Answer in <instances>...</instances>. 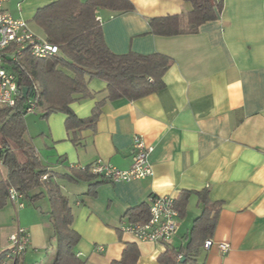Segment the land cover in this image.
<instances>
[{
	"label": "crops",
	"instance_id": "obj_1",
	"mask_svg": "<svg viewBox=\"0 0 264 264\" xmlns=\"http://www.w3.org/2000/svg\"><path fill=\"white\" fill-rule=\"evenodd\" d=\"M129 1L132 11L97 9L103 40L116 54L171 57L173 63L162 77L165 86L138 100L105 101L94 127L68 132L67 115L54 112L31 123L33 131L27 128L41 163L58 174L97 161L127 170L133 164L136 135L153 147L152 176L104 181L95 195L86 193L99 177L78 182L54 177L69 199L73 228L81 235L77 255L89 264H110L121 258L127 243H136L137 264H159L165 245L122 232L128 221L125 212L149 204L151 196L179 198L191 192L169 243L179 248L204 211L197 193L206 190L211 202L221 204L210 239L230 249L222 253L203 245L199 263L264 264V0H222L217 19L202 24L197 33L168 37L153 33L151 19L185 15L192 10L190 2ZM88 86L93 95L70 105L80 119L91 117L107 94L102 79H90ZM22 201L21 208L10 201L0 208V251L9 249L11 236L25 228L30 242L22 264H52L56 250L48 249L55 243L49 200Z\"/></svg>",
	"mask_w": 264,
	"mask_h": 264
},
{
	"label": "trees",
	"instance_id": "obj_2",
	"mask_svg": "<svg viewBox=\"0 0 264 264\" xmlns=\"http://www.w3.org/2000/svg\"><path fill=\"white\" fill-rule=\"evenodd\" d=\"M185 1L191 3L192 10L185 15L151 19L153 33L167 37L197 33L202 24L217 19L223 8L222 0ZM99 8L122 13L132 11L134 6L129 0H52L37 10L34 15L36 25L48 42L59 47V53L44 59L23 57L20 65L13 67L20 89L16 104L0 108V160L6 169L5 178L0 180V208L10 201V189L31 203L42 197L48 198L55 242L48 249L56 250L52 264H89L75 251L81 235L73 228L74 216L69 199L53 181L54 177L68 182L101 178L90 184L86 195H95L96 187L108 180L92 174L93 163L83 168L72 167L67 174L52 173L41 163L27 135L25 116L28 112L25 109L29 101H35L36 111L42 117L54 112L66 114L64 122L68 132L94 127L105 101L123 98L133 101L157 92L165 86L162 77L173 63L171 57L160 53H113L103 40L102 25L96 16ZM93 78L106 82L107 94L95 106L91 117L77 118L70 105L78 98L93 95L88 86ZM24 89H27L25 95ZM190 193L183 192L175 200L180 216L187 211ZM197 194L204 211L192 223L185 245L179 248L165 245L158 258L159 264H201L197 258L205 240L210 239L216 230L221 204L211 202L206 190ZM148 211L149 204L141 203L129 208L125 217L129 222L145 223L149 219ZM139 252L136 243H127L121 258L110 264H137ZM8 253V249L0 251V264H22V257L9 259L6 258Z\"/></svg>",
	"mask_w": 264,
	"mask_h": 264
},
{
	"label": "built area",
	"instance_id": "obj_3",
	"mask_svg": "<svg viewBox=\"0 0 264 264\" xmlns=\"http://www.w3.org/2000/svg\"><path fill=\"white\" fill-rule=\"evenodd\" d=\"M9 0H0V108L13 107L17 96L20 95L18 75L13 67L21 63V59L29 56L35 59H44L59 53V47L48 42L45 37L38 36L22 17H13L7 10ZM36 111L35 101H29L26 109ZM133 164L127 170H121L112 164L97 161L92 164V174H97L112 183L129 182L135 179H145L154 172L149 160L153 147L147 145L144 139L136 135L133 141ZM1 164V160H0ZM149 199V219L145 223L125 222L120 228L122 232L129 233L135 239L143 242L169 244L176 229L179 212L173 196H151ZM9 200L19 208L23 207L21 195L10 189ZM11 245L6 258L14 259L23 256L29 242L30 234L25 228H19L17 233L10 238ZM218 248L222 253H227L229 244L214 242L207 239L204 247ZM103 250V246L97 248Z\"/></svg>",
	"mask_w": 264,
	"mask_h": 264
},
{
	"label": "rangeland",
	"instance_id": "obj_4",
	"mask_svg": "<svg viewBox=\"0 0 264 264\" xmlns=\"http://www.w3.org/2000/svg\"><path fill=\"white\" fill-rule=\"evenodd\" d=\"M52 0H9L6 8L13 17H22L30 25L31 29L40 37H44L43 31L39 29L34 21V15L40 7L47 5ZM40 112H29L25 116V123L29 131H33L32 124L44 120ZM32 123V124H31ZM35 133V132H34ZM33 135V134H32ZM36 136V134H34ZM6 170L0 164V180L5 178Z\"/></svg>",
	"mask_w": 264,
	"mask_h": 264
},
{
	"label": "water",
	"instance_id": "obj_5",
	"mask_svg": "<svg viewBox=\"0 0 264 264\" xmlns=\"http://www.w3.org/2000/svg\"><path fill=\"white\" fill-rule=\"evenodd\" d=\"M27 93V89H24V95Z\"/></svg>",
	"mask_w": 264,
	"mask_h": 264
}]
</instances>
